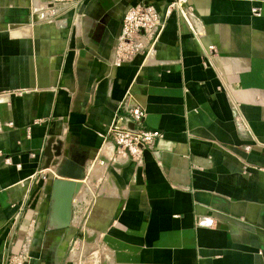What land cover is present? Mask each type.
Returning <instances> with one entry per match:
<instances>
[{
	"label": "crops",
	"instance_id": "crops-1",
	"mask_svg": "<svg viewBox=\"0 0 264 264\" xmlns=\"http://www.w3.org/2000/svg\"><path fill=\"white\" fill-rule=\"evenodd\" d=\"M139 1L172 0L53 15L45 0H0V264L32 232V264H264V0H190L196 33L175 11L147 56L118 63ZM128 92L163 136L141 165L103 166ZM50 138L88 157L65 229L49 227Z\"/></svg>",
	"mask_w": 264,
	"mask_h": 264
},
{
	"label": "built area",
	"instance_id": "built-area-1",
	"mask_svg": "<svg viewBox=\"0 0 264 264\" xmlns=\"http://www.w3.org/2000/svg\"><path fill=\"white\" fill-rule=\"evenodd\" d=\"M45 1L48 3L49 14L53 15L62 8L76 5L80 0ZM175 11L191 25L194 21L197 22L190 0H172L164 9L144 1L130 5L123 14L115 46L116 61L123 63L133 61L138 55L147 56L165 28L167 19ZM192 28L196 33L193 25ZM145 117V109L128 92L105 129L104 141L111 145V153H103V157L98 159L101 165H120L128 161L141 165L143 151L156 150L157 140L163 136V132L147 127ZM33 234L32 232L18 253L9 255L6 264H32Z\"/></svg>",
	"mask_w": 264,
	"mask_h": 264
},
{
	"label": "water",
	"instance_id": "water-1",
	"mask_svg": "<svg viewBox=\"0 0 264 264\" xmlns=\"http://www.w3.org/2000/svg\"><path fill=\"white\" fill-rule=\"evenodd\" d=\"M45 168L57 166V174L52 180L51 212L49 227L65 229L73 224L74 200L80 190V181L87 177V154L64 157L62 143L50 138L44 149ZM0 156V164L5 160Z\"/></svg>",
	"mask_w": 264,
	"mask_h": 264
},
{
	"label": "rangeland",
	"instance_id": "rangeland-1",
	"mask_svg": "<svg viewBox=\"0 0 264 264\" xmlns=\"http://www.w3.org/2000/svg\"><path fill=\"white\" fill-rule=\"evenodd\" d=\"M91 164H92V163H91ZM99 164H100V163H99ZM79 223L81 224V222L79 221V219H77L76 222H75V224L78 225ZM85 231H86V229L83 228L82 231L80 230V231L77 233V236L75 237V241H74V243L72 244L73 247L76 245V240H78V239H82V240H83V241H82L83 243L86 242V236H87V233H86Z\"/></svg>",
	"mask_w": 264,
	"mask_h": 264
},
{
	"label": "bare ground",
	"instance_id": "bare-ground-1",
	"mask_svg": "<svg viewBox=\"0 0 264 264\" xmlns=\"http://www.w3.org/2000/svg\"><path fill=\"white\" fill-rule=\"evenodd\" d=\"M80 218V217H79Z\"/></svg>",
	"mask_w": 264,
	"mask_h": 264
}]
</instances>
